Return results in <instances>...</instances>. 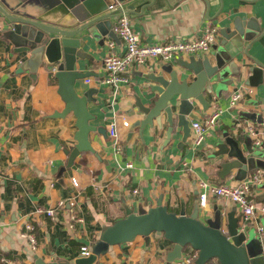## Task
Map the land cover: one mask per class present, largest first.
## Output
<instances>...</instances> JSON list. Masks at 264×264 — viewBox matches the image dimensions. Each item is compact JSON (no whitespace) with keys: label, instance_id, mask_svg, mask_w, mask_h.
<instances>
[{"label":"crops","instance_id":"crops-1","mask_svg":"<svg viewBox=\"0 0 264 264\" xmlns=\"http://www.w3.org/2000/svg\"><path fill=\"white\" fill-rule=\"evenodd\" d=\"M130 1L8 0L7 3L13 13L45 20L55 14L77 19L83 13L111 10L112 6L122 7ZM218 10L214 3L208 16L201 0H186L172 8L157 0L144 15L128 17L145 45L183 40L200 34L210 24L218 27L219 37L207 54L178 57L170 62L156 60L138 67L132 71L130 83L121 84L119 89L98 81L104 76L103 59L111 50L108 42H114L112 50L118 54L125 52L124 43L109 36L79 38L77 70L93 75L77 81L76 91L80 96L89 95L88 109L95 117L90 125L106 129L107 136L92 132L89 138L94 152L83 153L73 165H69V159L76 145V118L73 114L54 117L65 108L58 81L43 67L36 70L28 67L25 62L29 55L14 52L5 32L6 21L0 17V264H36L35 256L45 263L74 264L84 247L92 250L104 226L125 218L129 209L140 213L156 207L160 201L177 214L191 215L200 208L202 220L214 215L215 205H224L227 211L235 209L232 201L215 197H210L207 206L202 207L200 183L241 182L235 178L237 170L224 179L219 176L227 156L213 157L217 143L222 142L224 132L243 137L248 124L264 129V73L260 81H249L254 61L244 53V46L233 49L238 56L231 63L234 66L228 81L219 92L207 96L211 107L203 111L201 105L195 104L197 121L204 120L216 106L223 110L216 128L206 134L201 146H192V136L186 145L181 134L169 139L166 125L162 130L147 126L141 131L136 123L144 116L134 106L137 95L149 92L147 75L151 69L159 71L162 64L170 63L177 66L179 60L189 61L192 57L208 56L214 62L215 54L223 51L227 42L225 48H231L228 32L234 31L236 23L245 26L253 21L258 25L255 36L261 34V38L248 53L264 63V0L256 5L231 0L219 15ZM237 92L242 96L233 106L232 96ZM114 121L122 146L119 154L114 151L108 133ZM194 122L191 121V127ZM256 148L253 162L256 167L242 181L257 172L264 176V147ZM252 195L258 204L264 203V187H253ZM60 201L66 202L64 208L57 207ZM48 209H55V219L36 213ZM71 210L82 220L75 223V228L71 227ZM31 213L36 215L32 218ZM31 219L36 227V251L22 236L25 223ZM260 225L264 227V217H258L248 227L254 229L260 241V264H264V236L257 233ZM223 230L227 231L226 221ZM173 246L162 233H153L111 247L95 264H175L176 261H167Z\"/></svg>","mask_w":264,"mask_h":264},{"label":"water","instance_id":"water-1","mask_svg":"<svg viewBox=\"0 0 264 264\" xmlns=\"http://www.w3.org/2000/svg\"><path fill=\"white\" fill-rule=\"evenodd\" d=\"M8 0L0 1V17L6 21L8 41L14 46L17 55H29L25 64L33 70L45 68L53 73L58 81V92L65 108L62 113H56L55 118H65L70 114L76 118V145L70 152L69 165L83 153L94 152L90 134L99 132L107 136L104 128L90 125L94 116L89 112L90 97L80 96L76 91L77 81L92 76L93 73H81L77 70L80 55V37H119L112 31L113 26L122 16L139 17L145 14L147 8L155 5L157 0H132L115 10H94L83 13L77 19L69 16L50 15L47 19H34L13 13L9 10ZM167 8H172L186 0H163ZM209 16L215 3L219 6L218 15L231 0H201ZM256 5L262 0H237ZM9 7V8H8ZM140 8V12L136 10ZM260 8L257 9L259 11ZM217 15V16H218ZM234 31L228 32L231 48L223 47V51L215 54L213 62L208 56L191 58L189 61H178L174 64H162L160 70L151 69L147 75L150 84L149 92L136 96L135 108L144 118L136 123L141 131L149 126L162 130L167 127V137L174 134L182 135V143L187 144L192 136L191 121L199 120L194 114L195 104L201 105L203 111L211 107L207 96L219 92L232 74L231 63L237 58L233 49L244 46V53L253 61L250 68L249 81H260L264 73V63L257 57H252L248 50L260 40L257 24L251 21L243 26L234 24ZM176 67V68H175ZM244 136H232L224 132L222 142L217 143V151L213 157L227 156V161L221 165L219 176L224 179L237 170L236 180L246 179L256 167L253 166L256 151ZM236 206V205H235ZM237 207L227 211L224 205L213 207L214 215L206 220L201 219V209L197 208L191 215L184 212L177 214L158 202L156 207L147 211L134 213L127 210V216L112 225L104 226L99 239L92 245L89 256L80 255L74 264H95L99 257L108 253L111 247L134 242L138 237H149L153 233H162L173 249L167 255L168 263L181 260L187 247L198 251L196 264H207L216 260L219 264H260L262 249L257 237L242 230L237 217ZM226 221L227 231L223 230ZM36 264L45 263L35 256Z\"/></svg>","mask_w":264,"mask_h":264},{"label":"built area","instance_id":"built-area-1","mask_svg":"<svg viewBox=\"0 0 264 264\" xmlns=\"http://www.w3.org/2000/svg\"><path fill=\"white\" fill-rule=\"evenodd\" d=\"M118 7L119 6L115 5L110 9L115 10ZM112 31L124 43L125 52L122 54L113 52L112 49L115 44L113 41L108 42L111 50L103 59L104 76L100 78L98 82L116 89H119L121 84L130 83V75L133 70L152 61L160 60L163 62H170L178 57L197 56L209 53L212 47L217 43L219 37L218 27L214 24H210L203 29L200 34L183 40H174L156 45H145L142 43L140 35L133 29L127 16L120 17L113 26ZM87 81L90 82L92 80L88 79ZM241 96L242 94L238 92L234 93L231 104L235 106L241 99ZM222 113L223 110L216 106L213 112L204 120L196 121L192 124L191 144L193 147H199L204 143L206 134L216 128ZM124 126H128V122H124ZM245 129L246 133L254 139V145L258 148H263L264 129L258 130L253 124H248ZM108 133L112 140L114 151L117 154L121 153V140L115 121L109 125ZM128 167H131V165H128ZM263 182L264 176L260 172L254 173L247 180L238 182L234 185H215L203 181L200 183V187L203 189L200 194V205L206 207L210 197L232 201L237 207L240 227L242 230H245L252 222L256 221L258 217H264V203L258 204L253 199L252 195L253 187ZM74 183L77 184L76 181H74ZM65 205L66 202L60 201L57 207L64 208ZM70 206L73 208L74 203H71ZM38 212L44 213L48 217L55 219V209L37 211L36 213ZM36 213H31L30 216L33 218ZM71 213V227L75 228V223H79L82 220L74 214L73 210H71ZM257 233L260 236H264V227L261 225L258 226ZM22 236L28 240L34 251L38 250L36 227L33 220L25 223ZM90 253L91 249L88 247L82 249L83 256L87 257ZM198 257V251H187L183 253L182 259L176 261L175 264H196ZM2 261H5V259H2ZM207 264L219 263L210 261Z\"/></svg>","mask_w":264,"mask_h":264},{"label":"rangeland","instance_id":"rangeland-1","mask_svg":"<svg viewBox=\"0 0 264 264\" xmlns=\"http://www.w3.org/2000/svg\"><path fill=\"white\" fill-rule=\"evenodd\" d=\"M223 33H225L226 34V32L225 31H223ZM179 58H182V57H179ZM180 62H182V60H179ZM247 137V140H248V142L250 143V145L253 147V149L255 150V145L253 144V141L251 140V138H250V136H246ZM257 149V148H256ZM264 187V184L263 185H255L254 186V188H263ZM256 201V200H255ZM249 233H250V235L251 236H253V237H255V231H254V229H250L249 231H248ZM260 261V260H259ZM213 262L214 263H218L216 260H213Z\"/></svg>","mask_w":264,"mask_h":264},{"label":"trees","instance_id":"trees-1","mask_svg":"<svg viewBox=\"0 0 264 264\" xmlns=\"http://www.w3.org/2000/svg\"><path fill=\"white\" fill-rule=\"evenodd\" d=\"M193 249L191 247H187L184 252L192 251Z\"/></svg>","mask_w":264,"mask_h":264}]
</instances>
